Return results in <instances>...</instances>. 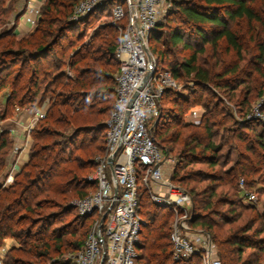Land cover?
Instances as JSON below:
<instances>
[{
  "label": "trees",
  "instance_id": "obj_1",
  "mask_svg": "<svg viewBox=\"0 0 264 264\" xmlns=\"http://www.w3.org/2000/svg\"><path fill=\"white\" fill-rule=\"evenodd\" d=\"M79 1L46 0L34 31L19 39L15 30L23 9L12 29L0 35V76L7 72L9 62L13 68L16 61L21 62L17 81L7 83L10 93L0 121L15 107L41 108L51 94L46 117L32 132L27 163L12 185L3 187L8 173L0 183V249L7 239L17 243L3 264H25L28 259L39 264L48 258L53 241L39 234L61 215L75 211L69 205L72 200L95 190L87 179L96 169L95 158L106 152L105 134L114 103L110 107L111 101L102 100L104 92L111 90L108 83L114 73L113 61L119 71V42L110 32L117 28L104 27L103 34L81 45L67 61L61 56L46 66L38 63L54 54L77 22L71 17ZM170 1L167 18L177 21L160 26L166 30L154 38L160 47L151 43V33L150 49L159 71H169L175 81L186 80L192 87L186 89L188 95L182 100L171 99L168 109L162 108L163 101L175 90L166 91L152 135L176 156L172 181L192 198L193 227L211 236L216 258L222 264H264V210L260 212L256 204L245 205L240 184L243 180L248 193H255V185L264 188V125L245 120L252 101L264 95V0ZM112 6V2L107 3L83 20L100 12L109 16ZM31 62L34 65L26 74ZM7 84L1 83L0 90ZM216 91L242 110L241 121L231 118ZM194 106L204 109L199 125L184 121L187 109ZM256 123L263 129L253 128ZM12 144L9 132L4 131L0 172L8 167L7 148ZM148 195L140 191L139 214L144 224L137 264H204L201 255L187 261L173 259V212L152 203L148 206ZM47 209L55 211L46 214ZM159 209L169 212L161 216ZM77 221L90 230L91 219L78 215ZM61 239L55 237L54 241L58 244ZM83 246L79 243L78 251Z\"/></svg>",
  "mask_w": 264,
  "mask_h": 264
},
{
  "label": "built area",
  "instance_id": "obj_2",
  "mask_svg": "<svg viewBox=\"0 0 264 264\" xmlns=\"http://www.w3.org/2000/svg\"><path fill=\"white\" fill-rule=\"evenodd\" d=\"M113 3L110 18L120 31L116 49L119 71L116 76L115 101L107 122L106 152L95 158L96 169L87 179L95 186L86 197L72 204L81 217L91 219L83 248L75 264H137L143 219L139 214L140 191L148 192L152 203L175 214L187 211L191 197L173 185L176 160L152 135V123L159 116L160 103L168 89L177 83L169 71H159L150 49V36L160 24L169 0H80L74 7L72 21H79L97 8ZM169 2V3H168ZM41 4L28 0L22 20L34 28ZM152 76L148 77V74ZM259 104L247 118L264 125V110ZM32 116L22 123L30 136L37 123L46 117L45 108L29 110ZM22 149L15 147L14 156ZM14 158V157H13ZM11 176L14 174L11 171ZM11 176L6 180L9 186ZM243 199L256 204L257 195L244 189ZM186 218L187 215H184ZM176 220L170 235L175 261H187L201 255L204 264H222L206 234H195ZM206 237V238H205Z\"/></svg>",
  "mask_w": 264,
  "mask_h": 264
},
{
  "label": "rangeland",
  "instance_id": "obj_3",
  "mask_svg": "<svg viewBox=\"0 0 264 264\" xmlns=\"http://www.w3.org/2000/svg\"><path fill=\"white\" fill-rule=\"evenodd\" d=\"M27 2H28V0H0V35H3V33H6L7 31L12 29V26L14 25L15 18L23 13L22 12L23 9H26V7H27ZM169 2H170V0H169ZM171 7H172V3H171V6L168 7L164 11L159 26L153 32V35L151 38V43H153L154 46H156V47H160L161 44L158 43L157 40L155 41L154 38H157L156 36H159L160 33H165V31H166L165 28L161 29V27H163L164 25L167 27L168 23H170V24L173 23V22H171L173 19H175L177 21V18H175V17L169 16L167 18V15H168ZM93 12H91L90 14H92ZM90 14H88V15H90ZM88 15H86V16H88ZM21 21H20V24H21ZM106 26L115 27L112 24V20H111L110 16H108L107 14H104L103 12L96 13L93 16L88 17L86 20H83V18H82L81 20L77 21L72 26L70 31L65 33V36L63 37L61 42L56 47L54 54L49 56L46 60H39L38 63H40L43 66H46V65H48V63L57 62L61 56H63L64 60L67 61L68 58L70 57V55L74 51H76V49H78L81 45H86L91 39L94 38L95 35L103 34L104 33L103 28ZM35 27L34 28L30 27L32 32L34 31ZM160 30L162 32H160ZM32 32H30V34ZM110 32L112 33L114 39H116L117 42H120V36H121L120 31L117 29V31L111 30ZM101 37H102V35H101ZM20 38L21 37H19V39ZM7 39H9V38H7ZM100 39L101 38H99L97 40V42H96L97 45L100 42ZM180 58H182V56H180ZM11 60L12 59L10 58L9 61H11ZM11 63L12 62H9L7 64V66L5 67V69H7L6 70L7 72L6 73L4 72L2 74V76H0V84L1 83H6V84L10 83L13 85L14 82L17 81V77L19 76V72H20L19 67H20L21 62L16 61V66L14 68L11 66ZM32 65H34L33 62L28 64L26 74H28L30 72ZM113 66H114L113 67L114 73L112 74L111 82L108 83L111 90L104 92V95H106L105 96L106 98L104 97L105 99L103 98V100H102L105 103H107L108 101L109 102L111 101L110 107L112 106V104L115 101V97H114L115 87H116L115 84H116V76L118 74V67L114 61H113ZM17 68H18V70H16ZM13 70H16V71L12 72ZM10 73H11V75H9ZM69 75H71V72H69ZM176 83H177V88L174 91V94L171 97H168L163 101L162 105H164V107H162V108L168 109V108L172 107V105L169 103L171 101V99H174V101H176V102H178L179 100H182L184 98V96L188 95L189 90H186V89L187 88L189 89L192 87V84L190 82H187L186 80H179V81L176 80ZM10 84H7L6 88H4L3 90L2 89L0 90V114L3 113V111L5 109L4 103L8 97L7 95L10 93V88H9ZM41 86L43 89L45 88L44 85L41 84ZM41 93H42V91H41ZM215 94H217L219 99H221L223 101L224 107H226V109L228 111H231V114H230V115H232L231 118H233L234 120H237V121H241V119H242L241 111L242 110H239L237 108V106H235L234 101L232 103L231 102L229 103V101L226 98V95H223L220 91H216ZM206 95H208V94L206 93ZM50 96H51V94L47 95L46 100L44 101L41 108H39V109L46 108V107L49 108ZM207 97H209V96H207ZM39 98L40 97L37 98V101ZM259 104H262L261 109L264 110V95H260L259 97H256L255 100L252 101V104L248 107V109H249L248 113L251 115L255 111L256 107ZM15 108L16 109L13 112H9L8 118L6 120L0 121V138H1V135L4 131H7V132L9 131L10 139L12 140L13 143H14V138L12 137V135L14 133L13 130L16 128L17 119L19 117V116L17 117V115L19 113H21V111H23V109H18V107H15ZM32 108H34V107H32ZM10 109H12V108H10ZM203 113H204V109L200 106H194L192 108L190 107L187 109L186 118L184 121L188 124L190 123L193 125H199L202 122ZM249 114L246 116L245 120H248L247 118L250 116ZM109 119H110V117H109ZM248 121H251V120H248ZM157 123H158V117L152 123V129H154V126L156 127ZM167 124H168V122H167ZM228 125H231V124H228ZM166 126H168V125H166ZM253 128L263 129V127H261L257 123L253 125ZM244 133H249V132H244ZM17 134H18V132H17ZM17 134H15V135H17ZM105 135H107V133ZM8 137H9V135H8ZM215 141L219 142V138H216ZM32 144H33V141H32ZM14 147H15L14 144H12V146L7 148V150H8L7 163H8V161H9V163H11V162H13L14 159H16V156H14V154H13ZM9 148H10V150H9ZM225 151H226V149L224 150L223 153H225ZM10 154H13V156L15 158H9ZM171 156H172V158H174L176 160V163H177L176 156L173 154H171ZM9 163H8V165H9ZM175 168H176V166H175ZM196 168H198V167H196ZM202 168H204V167H202ZM6 170L3 172H0V183L2 182V177L5 175V173H8L10 168L7 167ZM172 171L175 172V169L170 170V172H172ZM167 178H169V180L172 181L173 176L171 174H169V175H167ZM3 182H4L3 186L6 185V179H5V181L3 180ZM172 183L176 187H179L173 181H172ZM252 192H255L257 195V198H258V201L256 203L257 209L260 212H263V210H264V188H260L258 185H255ZM255 193H252V194H255ZM77 200H79V199L77 198V199L72 200L69 203V205L74 204ZM151 203H152V201L149 197L148 206H149V204L151 205ZM245 205H247L246 202H245ZM153 206H154V204H153ZM161 208H165V207H161ZM53 211H55V210H48L47 209V210H45V213L49 214V213H52ZM193 211H194V206H193V200L191 198V203L188 206L187 211L181 212L178 215L172 211L173 216H174L172 218V221L177 220L179 225L182 224L183 221H187L184 223V225L189 226L191 231H193L195 234H205L202 232V229L200 227H193V224H192L193 215H194ZM158 212L160 213L161 216H163V215L168 214L169 211L167 209L166 210L165 209H159ZM184 215H187V217L185 218ZM77 216L78 215L76 214L75 211L74 212L72 211L71 213H68V214L61 215L57 221H53L52 225L50 226V228L48 230L43 231L42 232L43 234H39L40 237H42V238L46 237V238H48V240L53 241L51 243L53 246L52 252H50V255L48 256V258L42 260L39 264H69V263L75 264V256L78 253V244L80 243L81 247L84 245L85 236H86L87 232L89 231V226L88 227H86V226L81 227L82 224H80L77 221ZM63 233H65V234H63ZM60 236H62V239H61L62 241L58 244L55 243V241H54L55 237H60ZM206 237H205L206 240H208V239L211 240L210 235L206 234ZM75 249H76V253H73L72 251ZM214 249H215V247H214ZM3 262H4V259L1 261V264H3ZM25 264H37V263L34 260L28 259L25 261Z\"/></svg>",
  "mask_w": 264,
  "mask_h": 264
},
{
  "label": "crops",
  "instance_id": "obj_4",
  "mask_svg": "<svg viewBox=\"0 0 264 264\" xmlns=\"http://www.w3.org/2000/svg\"><path fill=\"white\" fill-rule=\"evenodd\" d=\"M32 1L35 4L43 5L46 0H40V1L39 0H32ZM21 20H22V18L20 19V21ZM20 21H19V24H18V26H17V28L15 30V34L18 37H22V36L30 34V32H32V30L29 27V25H27L24 22V20H22L21 24H20ZM31 109H32V107L24 108L23 111H21V113H19L17 115V117L18 116L19 117L17 119L16 128L13 130L14 133H13L12 137L14 138V143H13L14 146L15 147H20L22 149V152H21L20 156L18 157L17 161H14V160L17 159V156H16V159L13 160V162L9 163V161H8V163H9L8 168H10V170L8 171V175L6 177V180L11 176V174H10L11 171L13 170V172H14V174H12L11 179H10V183H11L10 185L13 184L17 173L19 171H21V169L23 168V166L27 163V161L29 159V154H30V150H31V147H32V141H33L32 133H31L30 136H28L24 132L21 124L22 123H26V121L32 116V114L29 111ZM45 110L47 112L48 111V107H46ZM17 132H18V134H17ZM15 134H17V135H15ZM9 156H10L9 158H13L14 157L13 154H10ZM16 246H17V243L14 240H12V239L5 240L3 246L0 249V264H1V261L5 258L6 254L10 251V249H12L13 247H16Z\"/></svg>",
  "mask_w": 264,
  "mask_h": 264
},
{
  "label": "water",
  "instance_id": "obj_5",
  "mask_svg": "<svg viewBox=\"0 0 264 264\" xmlns=\"http://www.w3.org/2000/svg\"><path fill=\"white\" fill-rule=\"evenodd\" d=\"M151 76H152V73H149L147 78H149V77H151Z\"/></svg>",
  "mask_w": 264,
  "mask_h": 264
}]
</instances>
